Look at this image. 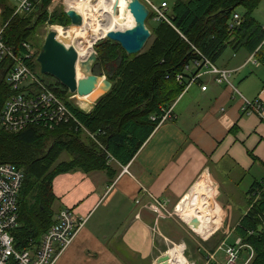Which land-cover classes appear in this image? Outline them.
Here are the masks:
<instances>
[{"label": "trees", "instance_id": "16d2710c", "mask_svg": "<svg viewBox=\"0 0 264 264\" xmlns=\"http://www.w3.org/2000/svg\"><path fill=\"white\" fill-rule=\"evenodd\" d=\"M31 1L29 11L14 14L15 5L0 0V21L7 23L3 37L16 54L26 51L22 42H30L40 22L70 23L61 11L54 12L52 17L47 15L51 0ZM260 2L172 0L169 22L160 20L148 26L151 41L138 54H127L117 43L103 38L95 44V68L105 70L103 74L112 87L89 112L71 103L68 96L73 94L56 79L44 81L69 107L74 118L50 125L40 121L17 132L0 127V164H14L24 174L19 193L20 225L13 231L17 250L37 246L54 222L52 181L57 174L73 169L101 170L112 178L116 171L110 157L121 164L132 159L159 124L162 107L172 104L195 72H184L185 66L203 57L215 63L227 47L244 48L253 52L257 61L264 62V28L252 14ZM238 8L243 9L239 12L242 22L229 32L228 20ZM149 19H153L151 14ZM11 65L10 58L0 65V113L13 92L5 80ZM178 73H182V82L176 80ZM62 154L68 159H59ZM247 195V211L232 236L240 237L243 244L251 247L249 264H264V176L250 185ZM241 252L248 254L247 248Z\"/></svg>", "mask_w": 264, "mask_h": 264}, {"label": "crops", "instance_id": "0c3cea01", "mask_svg": "<svg viewBox=\"0 0 264 264\" xmlns=\"http://www.w3.org/2000/svg\"><path fill=\"white\" fill-rule=\"evenodd\" d=\"M261 25L264 28V22ZM215 64L232 70V86L215 82L209 73L188 85L172 102L174 117L159 123L129 162H111L114 177L81 169L54 177L53 218L62 208H70L83 222L54 264H154L171 244L186 243L175 234L173 223L195 232L177 206L204 176L211 186L203 201L211 198L215 226H210L201 201V224L194 229L205 236L210 227L213 232L236 227L248 208V188L264 176V62L244 48L227 47ZM96 91L93 97L72 98L89 112L102 95ZM244 99H258L262 116L242 112ZM62 157L68 159L66 154ZM247 176L251 181L240 191L237 186ZM222 189L225 200L220 199ZM157 202L165 205L162 215L152 210ZM228 211L232 225L231 220L227 223ZM213 245L205 250H213L217 243ZM198 250L204 255V249Z\"/></svg>", "mask_w": 264, "mask_h": 264}, {"label": "built area", "instance_id": "2783aa9c", "mask_svg": "<svg viewBox=\"0 0 264 264\" xmlns=\"http://www.w3.org/2000/svg\"><path fill=\"white\" fill-rule=\"evenodd\" d=\"M16 1L18 3L15 5L14 14L29 11L32 7L31 0ZM139 1L149 10L155 21L169 22L168 2ZM241 22V15L238 11H234L227 23L229 32L235 30ZM6 24L0 21V65L7 58L12 60L5 80L13 92L2 107L0 127L7 132H17L40 121L50 125L52 122L58 123L74 118L64 101L33 71L35 51L32 44L22 42V48L24 47L26 51L16 54L15 50L5 42L3 30ZM108 31L102 36L103 38ZM192 69H195V72L184 83L182 92L188 88V85L208 73L214 76L215 82L232 86L229 80L232 70L217 66L209 58L203 57L194 64L185 66L184 72H190ZM176 80L182 82V73L176 75ZM201 88L205 89L206 86ZM262 109L258 99L252 101L244 99L241 105L242 112L256 113L259 116H262ZM173 117V104L162 107L159 123ZM110 160L114 161L112 157ZM123 170L126 171V166ZM23 179L22 169L11 163L0 164V264H54L58 254L71 243L83 222L74 217L70 208H62L52 225L42 234L37 246L30 245L27 249L17 250L14 247L13 231L20 225L19 193ZM152 210L157 215H162L166 208L164 204L157 202L152 206ZM244 248H247L248 254L241 252ZM219 251H223L221 258L217 255ZM252 254L251 247L243 244L240 237H235L229 243L225 240L221 241L214 250H205L202 264H249Z\"/></svg>", "mask_w": 264, "mask_h": 264}, {"label": "water", "instance_id": "95a60500", "mask_svg": "<svg viewBox=\"0 0 264 264\" xmlns=\"http://www.w3.org/2000/svg\"><path fill=\"white\" fill-rule=\"evenodd\" d=\"M127 8L134 21L133 26L123 30H109L106 37L117 43L127 54H138L151 37V32L146 24L149 10L139 0H128ZM65 13L72 26L82 25L83 17L77 9L69 7ZM36 61L42 74L56 79L69 93L82 97L98 90L101 92L100 94H104L112 87L109 80L100 77L101 72H94V67L97 64L94 49L85 59H79L74 46L64 44L54 30L47 33ZM78 68L83 74L80 78L77 77ZM187 224L194 228L198 226L199 220L197 217H192ZM169 262L170 256L165 253L159 256L154 264H169Z\"/></svg>", "mask_w": 264, "mask_h": 264}, {"label": "rangeland", "instance_id": "374dc122", "mask_svg": "<svg viewBox=\"0 0 264 264\" xmlns=\"http://www.w3.org/2000/svg\"><path fill=\"white\" fill-rule=\"evenodd\" d=\"M71 1H77V0H51L50 4L47 6V15L49 17H52V14L54 12H60L61 11V12L65 13V11L68 9V3H70ZM86 1L88 2L87 5H84V4L81 3V4H78L79 7H77V8L78 9L80 8L81 10H83L82 13H84L85 17L87 18L88 23H91V26H92V25H94V22L97 19H101L102 20V16L99 14L100 8H104L106 10V9H108L110 7V4L106 5L107 4L106 3V0H89V1L86 0ZM153 1L155 3H160L159 2L160 0H153ZM167 1L169 3L172 2V0H167ZM8 2L11 3V4H14V5H16L18 3L16 0H8ZM71 3H73V2H71ZM119 6L120 5H116L115 6L116 13H120ZM121 11L123 12L124 10H121ZM238 11H241L242 12L241 8H238ZM263 12H264V0H261L260 4L253 11V16L256 17V19L261 24H262V22H264ZM102 14H103V12H102ZM257 15H258L259 18L257 17ZM94 16H95V18H94ZM99 17H101V18H99ZM116 24H117V22H116ZM118 24L120 25L119 26V29H125L127 27L132 26V24H133V18L131 16L130 12H129V18L128 19H125V16H122V19L118 20ZM146 24H147V26L149 24L150 25H154V24H156V21L153 20V19H149ZM113 27L115 28V25ZM51 30H54L58 34V38L61 41H63L64 44H66L67 46H69V45H72L73 46V44L76 43L77 37H74V36H75V32L77 30L70 23H65V24H61V23L48 24L45 21L44 22H40L38 24V26H37V30L35 31L34 36L30 39V42L32 44L31 46H32L33 50L36 51L35 54L33 55L34 58H35V55L37 53L39 54L40 48H41V46H42V44H43V42L45 40V37H46L47 33L49 31H51ZM104 38H107V37H104ZM101 40H104L103 37L101 39L96 40L95 43L92 44V47L91 48L94 49V51H96L95 44L97 42L101 41ZM150 41H151V37L148 39V41L145 44V47L143 48V50H145L147 48V46L149 45ZM226 52H229V50H227ZM34 64L35 65L33 66V69H34L33 71L36 73V75L40 79H42L46 83L49 82L50 80H52L51 77H48V75L46 76V75H44V74H42L40 72V66H39V64H38L37 61ZM95 71H96V73H100L101 72L102 75L100 77L107 79L106 75L103 74L105 72L104 69H103V71L102 70L100 71L99 68H97ZM82 75L83 74H82L81 70L78 68L77 69V77H80ZM72 97H74V95L73 96H68V100L71 101V103H73L74 105H76L77 99L72 98ZM62 156H65V154H62L59 157V159H62L63 158ZM202 178H200V179H202ZM200 179L198 180V182L201 181ZM250 181H251V178L247 176L246 178L243 179V181L239 184V186H237V189H239L240 191H245L246 188H247V186H248V184L250 183ZM195 190L198 191L197 188H195ZM200 190H202V189L200 188ZM222 190H223L222 191L223 196L220 199L221 200H225V196H226L225 195V191H224V189H222ZM208 191H210V190H208ZM213 192H214V190L211 191L210 193L213 194ZM201 196H202V194H201ZM210 201H211V198H210L209 201H203L202 203L204 205L202 207H205L206 211H208L207 214H208V217H210V224H211L210 226L214 227L215 226V224H214V222H215V214L213 213L214 210L212 209V207L210 205ZM200 206H201V203H200ZM227 208H228V210L231 211L230 207H227ZM185 210L186 209H184V210H182V211H180L178 213L180 214V213H182ZM230 211H228V220H227V223L231 220L230 221V224L232 225V216H231V212ZM181 218H182V216H181ZM188 218L190 219L189 215H188ZM200 224H201V222L199 221V224L198 225H200ZM173 226H174V229H175V234H177V232H178L180 234V237L186 242L185 244H184L183 241L176 242L177 244H175V245H183V255H184V257L191 264L192 263L202 264L203 255L200 254L202 251H199L198 250L199 248L200 249H204V250L205 249H212L214 247L213 244H216L217 243V245H218L221 241H224V240L229 243V242H231V240L233 241L235 239V236H232V234L234 232V229L233 230H225V231L222 230V231H214L213 232V229L210 227L209 228V230H210L209 232H211V229H212V233H210V235L207 237L206 235L204 236V235L199 234L197 232V230H195L192 227L191 228L195 232H193L191 229H188V228H185V229L184 228H181L179 225H175L174 223H173ZM201 229H205L204 225L201 227ZM206 237L208 239H206V240L203 239V238H206ZM175 245L173 246L171 244L169 246L170 248L168 247L169 249L168 248L165 249V250L168 249L167 254H168V252L171 249H173L175 247ZM218 256L222 257L223 256V251H219L218 252Z\"/></svg>", "mask_w": 264, "mask_h": 264}, {"label": "bare ground", "instance_id": "6f19581e", "mask_svg": "<svg viewBox=\"0 0 264 264\" xmlns=\"http://www.w3.org/2000/svg\"><path fill=\"white\" fill-rule=\"evenodd\" d=\"M71 2L68 3V8L73 7L77 9L83 17L82 25L74 26L77 30L75 32L74 37H77V39H76V43H74L73 46L78 51L79 59H85L91 53L92 44H94L96 40L100 39V37H102L107 30L119 29L120 25L118 24V20L122 19V16H125V19L129 18L130 11L127 8L128 0H106L107 4L106 3L105 4L106 5L110 4V7L106 10L104 8H100L99 14L102 16V20L97 19L94 22V25L91 26V23H88L87 18L85 17L84 13H82L83 10H81L80 8L79 9L77 8L79 7L78 4L82 3L84 5H87L88 2L86 0H81V1L77 0V1H71ZM116 5H120L119 6L120 13H116V10H115ZM121 10H124V11L122 12ZM133 24H134V21H133ZM114 25H115V28L113 27ZM120 30H123V29H120ZM95 92L97 91H94L92 93H95ZM93 96H95V94H92L90 97H93ZM200 180L201 181L197 182L195 186L192 188V190L190 191V194H187L177 206L178 212L186 209L185 211L179 214L182 216V219H184L185 221H189L192 217H197L199 220L203 214V209L200 206V203L205 197V195L208 193V190L210 189V186H211V182L209 178H207L206 176ZM195 188H197L198 191H196ZM200 188L202 190H200ZM188 215L190 219L188 218ZM210 233L211 232H209L206 236L208 237ZM168 255L170 256L169 264H191L183 255V245H175V247L168 252Z\"/></svg>", "mask_w": 264, "mask_h": 264}]
</instances>
